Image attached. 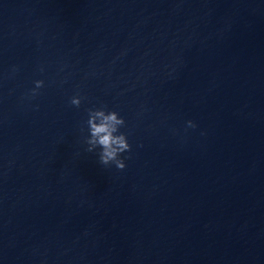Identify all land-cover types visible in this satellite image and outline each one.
Instances as JSON below:
<instances>
[{
	"label": "water",
	"instance_id": "95a60500",
	"mask_svg": "<svg viewBox=\"0 0 264 264\" xmlns=\"http://www.w3.org/2000/svg\"><path fill=\"white\" fill-rule=\"evenodd\" d=\"M0 264H264V0H0Z\"/></svg>",
	"mask_w": 264,
	"mask_h": 264
},
{
	"label": "clouds",
	"instance_id": "9594fccd",
	"mask_svg": "<svg viewBox=\"0 0 264 264\" xmlns=\"http://www.w3.org/2000/svg\"><path fill=\"white\" fill-rule=\"evenodd\" d=\"M43 79L35 81L36 87L31 89L32 93L39 92L44 85ZM82 96L75 94L71 97V103L79 106L82 103ZM87 135L85 142L87 150L98 152L99 160L105 165L115 164L118 168L127 167V161L122 155L132 148L127 131L123 126L127 123L123 116L116 109H109L106 106L92 107L88 109ZM187 124L191 127H197V122L188 120Z\"/></svg>",
	"mask_w": 264,
	"mask_h": 264
}]
</instances>
